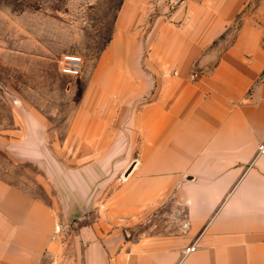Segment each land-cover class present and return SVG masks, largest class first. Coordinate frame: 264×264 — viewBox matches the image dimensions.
<instances>
[{
  "label": "crops",
  "instance_id": "crops-1",
  "mask_svg": "<svg viewBox=\"0 0 264 264\" xmlns=\"http://www.w3.org/2000/svg\"><path fill=\"white\" fill-rule=\"evenodd\" d=\"M252 3L199 2L203 14L196 9L189 23L203 29L181 31L155 52L130 33L123 39L122 10L100 62L110 95L130 97L125 155L132 156L124 183L110 196L108 222L97 218L76 235L68 228L58 235L60 220L69 226L86 214V168L49 171L59 194L57 214L47 201L52 189L26 172L33 159L1 158L0 264H264V154L258 155L264 146V26L249 22L260 17L246 18L229 49H208L218 26ZM213 6L224 7L223 14L214 17ZM198 62L212 72L192 82L188 73Z\"/></svg>",
  "mask_w": 264,
  "mask_h": 264
},
{
  "label": "rangeland",
  "instance_id": "rangeland-1",
  "mask_svg": "<svg viewBox=\"0 0 264 264\" xmlns=\"http://www.w3.org/2000/svg\"><path fill=\"white\" fill-rule=\"evenodd\" d=\"M199 2L203 4V0H0V159L32 158L26 172L52 189V200L47 197V201L57 214L59 194L55 182L49 181V171L55 165L70 170L86 168L85 180L91 192L85 199L86 214L75 215L69 226L60 220L58 235L66 228L76 235L97 218L108 222L110 196L120 190L130 168L132 155H125V124L131 109L126 100L130 97L110 95L107 67L103 69L100 62L112 45L122 10L121 19L124 17L127 27L123 39L130 33L135 42L155 52L182 36L181 31L193 30L195 35L203 29L202 24L193 27L189 23L196 9L203 14L204 6ZM223 9L213 6L211 11L216 17ZM253 17H260L261 22L250 24L264 26V0H254L234 21L218 26L208 49H229L246 18ZM65 54L84 58L80 78L59 73L58 60ZM200 64L188 73L192 82L212 72ZM148 73L155 76L156 71ZM32 127H37L35 134L30 132ZM12 147L19 154H12ZM42 187L40 183L37 189ZM68 200L74 206L81 201L74 196ZM168 219L169 215L165 221Z\"/></svg>",
  "mask_w": 264,
  "mask_h": 264
},
{
  "label": "built area",
  "instance_id": "built-area-1",
  "mask_svg": "<svg viewBox=\"0 0 264 264\" xmlns=\"http://www.w3.org/2000/svg\"><path fill=\"white\" fill-rule=\"evenodd\" d=\"M59 73L62 76L78 79L82 76L85 68L84 58L77 54H65L58 60ZM264 154V146L259 148L258 155ZM187 225H184L186 229ZM196 251V245L185 250V254L189 255Z\"/></svg>",
  "mask_w": 264,
  "mask_h": 264
}]
</instances>
